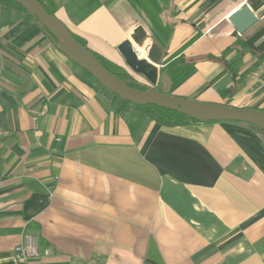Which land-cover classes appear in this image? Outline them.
I'll return each mask as SVG.
<instances>
[{
	"label": "crops",
	"instance_id": "obj_1",
	"mask_svg": "<svg viewBox=\"0 0 264 264\" xmlns=\"http://www.w3.org/2000/svg\"><path fill=\"white\" fill-rule=\"evenodd\" d=\"M38 1L135 83L151 86L118 46L141 28L137 50L161 51L152 87L264 111V51L248 43L264 5L239 34L227 18L248 0ZM113 95L0 4V264L25 234L31 264H264V130L166 127Z\"/></svg>",
	"mask_w": 264,
	"mask_h": 264
},
{
	"label": "water",
	"instance_id": "obj_2",
	"mask_svg": "<svg viewBox=\"0 0 264 264\" xmlns=\"http://www.w3.org/2000/svg\"><path fill=\"white\" fill-rule=\"evenodd\" d=\"M38 22L39 27L54 42L57 48L72 63L89 73L100 86L119 98L139 106L154 105L176 111L195 121H228L254 125L264 130V111L250 108H236L228 105L199 102L173 96L152 87L156 81V68L161 57L160 49L151 44L144 47L145 57L138 53L142 47L144 32L134 31L132 42L124 41L118 46L126 66L142 76L151 86L121 80L110 73L86 47L81 45L64 23L54 17L38 0H14ZM239 34H243L257 22V16L247 3L241 4L227 18Z\"/></svg>",
	"mask_w": 264,
	"mask_h": 264
},
{
	"label": "trees",
	"instance_id": "obj_3",
	"mask_svg": "<svg viewBox=\"0 0 264 264\" xmlns=\"http://www.w3.org/2000/svg\"><path fill=\"white\" fill-rule=\"evenodd\" d=\"M221 0H210L207 4V8H210L212 6H214L215 4H217L218 2H220ZM0 4L3 6H7V7H13L16 9H19L25 13H27L29 16H31L36 22L37 20L30 15L20 4H18L17 2H15L14 0H0ZM248 4L250 5V7L252 8L253 11L257 12L259 10L260 7H262L264 5V0H248ZM264 35V29H260L256 34H254L253 36L250 37V39L248 40V43L251 47L255 48V49H261L262 51H264V44L263 42H261L260 44H258L256 47H254V44L261 39V37H263ZM75 37V36H74ZM81 45H83L84 47L87 48L86 43L79 39V38H75ZM88 49V48H87ZM89 50V49H88ZM90 51V50H89ZM92 52V51H90ZM93 53V52H92ZM94 56L96 57V59L112 74L116 75L119 79L121 80H129L130 81V86L131 87H136L135 86V79L133 78L132 75H130V73L127 72V70L121 66H117L107 60H105L104 58H102L101 56L96 55L95 53H93ZM82 71L84 72V74H86L87 76H89L90 78H92L94 81H96L89 73H87L85 70L82 69ZM114 99L121 102L122 104H127V105H132V106H136L139 108L144 109V111L146 112V114L151 118L152 121H154L155 123L162 125V126H166V127H175V126H182V125H186L189 124L191 122H196L193 119H190L189 117L185 116L184 114H181L179 112L176 111H171V110H167L164 108H160L154 105H146V106H139V105H134L131 104L121 98H119L116 95H113ZM238 123V122H237ZM262 130V129H261ZM264 136V133H263Z\"/></svg>",
	"mask_w": 264,
	"mask_h": 264
},
{
	"label": "built area",
	"instance_id": "obj_4",
	"mask_svg": "<svg viewBox=\"0 0 264 264\" xmlns=\"http://www.w3.org/2000/svg\"><path fill=\"white\" fill-rule=\"evenodd\" d=\"M52 250L46 248L44 254H51ZM40 254L39 237L33 234H25L23 242L15 246L13 257L16 264H31V261Z\"/></svg>",
	"mask_w": 264,
	"mask_h": 264
},
{
	"label": "bare ground",
	"instance_id": "obj_5",
	"mask_svg": "<svg viewBox=\"0 0 264 264\" xmlns=\"http://www.w3.org/2000/svg\"><path fill=\"white\" fill-rule=\"evenodd\" d=\"M138 53H139V55L141 56V57H145L146 56V53L144 52H142L141 50H138Z\"/></svg>",
	"mask_w": 264,
	"mask_h": 264
}]
</instances>
